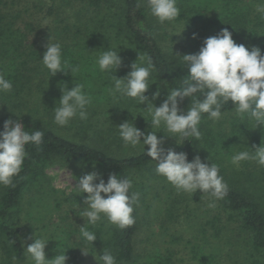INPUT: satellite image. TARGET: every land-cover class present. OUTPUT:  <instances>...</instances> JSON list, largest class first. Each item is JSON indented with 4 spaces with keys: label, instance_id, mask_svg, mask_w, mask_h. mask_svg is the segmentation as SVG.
Instances as JSON below:
<instances>
[{
    "label": "trees",
    "instance_id": "1",
    "mask_svg": "<svg viewBox=\"0 0 264 264\" xmlns=\"http://www.w3.org/2000/svg\"><path fill=\"white\" fill-rule=\"evenodd\" d=\"M43 1H47L50 5L46 11L47 16L56 15V10L61 7H72L71 11L79 7L70 13V16L64 18L67 22L61 27L62 29L54 30L55 36L61 37L62 42L69 39L72 42L62 46L63 60L66 61L68 68L81 65V62L74 58L91 55L90 59H92L93 54L99 55L101 51L111 49L106 42L113 39L117 44L114 48L118 50V54L131 59V63L136 60L139 65L145 66L146 60L142 61L140 57L146 56L152 59L155 67L150 75L151 85L145 93L146 96L151 89L159 88L158 85L163 87V90L161 88L160 90L165 95L173 88H179L182 79L187 78V65L182 56L198 53L204 39L217 35L222 29H228L232 33V39L236 44H243L249 50L253 46L259 47L264 55L263 16L257 12L258 18L255 19L262 21L252 20L250 15L254 10L253 6L244 4L240 0H217L219 9L216 10V15L208 19H204L202 15L204 6L194 4L191 0H177L180 16L175 21L182 22L183 33L176 46L172 45L167 51L163 48V42L166 41L163 28L165 22L160 23L151 14L147 0ZM256 3L262 4L264 0ZM17 18L11 12L3 11L0 1V74L12 83L10 92L0 93V131L3 130V122L12 119L21 122L29 133L42 131L44 138L39 147L32 144L26 146L28 155L24 159L20 174L13 178L15 187L0 186V264L27 262L26 250L17 222L23 211L22 203L26 195L40 194L43 191L47 179L46 170L49 167L57 164L78 166L98 170L107 175V179L109 174H116L120 179L128 178L132 181L129 195L133 192L140 193L139 185L134 181L135 176L140 175L145 178L147 175L145 178L147 180L162 177L157 175L156 162L147 157L146 152L124 156L119 150L112 151L113 145L121 147L125 144L118 129L114 131L110 129L107 132L95 130L93 138L90 139L86 135L92 127L88 123L89 119L81 120L77 117L69 123L72 127V124L77 122L78 131L72 135L79 139L75 140L61 133L67 128L54 123V107L59 106L62 85L71 89L75 77L73 74L69 75L70 70L50 76L47 68L43 70L37 66L38 60L42 59L43 55L39 56L38 52L27 55L24 46L27 36L17 26ZM193 33L196 34L195 39L192 38ZM116 77L120 78L119 75ZM109 78V76L102 77L100 71L93 67L87 75L86 82L79 78L75 79L76 83H82L84 91L91 95L92 103L89 106L95 105L93 109L100 110L102 101H108L110 106H114V110L108 112L113 119L116 118L117 112L125 114L126 117L133 116L131 111L139 104L135 99L119 93L111 94L110 89L114 81L110 82ZM35 90L41 93L38 103L32 101ZM191 106V97L185 98L180 104L181 110L185 112ZM235 110V105L229 101L221 108L222 116ZM205 120H211L206 113L202 114L199 125L201 132L199 140L189 137V141L165 149L172 148L176 152H184L189 161L197 155L202 161L204 154L206 163L217 165L219 175L224 179V170L216 160L215 149L218 147L216 135L212 128L205 127ZM179 142H181L180 136ZM227 185L229 189L227 196L215 202L229 217H237L241 231L248 235L253 251L264 262L263 194L259 198L231 184ZM144 195L142 194L138 204L134 205L132 215L135 223L132 226L119 229L102 216L95 225L86 226L89 231L95 233L97 239L91 244L82 238L84 242H80L78 246H83L86 242L90 244L89 249L95 251L100 245L97 254L100 256L103 251L111 252L116 264H170L166 257L146 254L140 256L135 252V237L145 221L142 215V207L146 205L143 200ZM206 199L212 200L209 194L201 193L199 190L191 195L193 203H200ZM66 202L70 203L71 200L67 198ZM63 251L67 256L66 264H81L74 256L76 252L72 247L61 243L57 252L59 254ZM98 262L103 264L100 260Z\"/></svg>",
    "mask_w": 264,
    "mask_h": 264
},
{
    "label": "rangeland",
    "instance_id": "2",
    "mask_svg": "<svg viewBox=\"0 0 264 264\" xmlns=\"http://www.w3.org/2000/svg\"><path fill=\"white\" fill-rule=\"evenodd\" d=\"M0 1L3 11L11 12L14 17H18L17 26L27 36L24 43L27 55L29 53L33 55L35 52H38L39 56L43 55L48 43H59L61 46L72 43L69 41L70 39L62 42L61 37L57 38L55 36L54 30L62 29L61 27L67 22L64 18L70 16V13L79 7H75L73 11L70 10L72 7H61L56 10L57 16H47L46 11L50 6L47 1ZM191 1L194 4L204 6V11H202L204 19L216 15V10L219 9L217 0H207L206 2L209 4L205 0ZM240 1L253 6L254 10L250 18L257 21L258 19H255L258 18L256 8L260 4L257 5L256 2L260 0ZM183 27L182 22L177 23L175 20L165 22L163 28L166 41L163 42V48L166 51L168 48H172V45L176 46L178 39L182 36ZM106 45L111 47V49H115L114 47L117 44L113 39H109ZM99 55L93 54L92 59H90L91 55L89 57L83 55L74 58L81 62V65H79V72L74 73L73 77L86 82L90 70L93 67L98 69L97 59ZM121 58L122 64L120 68L111 73V75H119L120 78H123L131 71L130 65L132 63L131 59L129 60L127 57L121 56ZM127 62L129 63L127 64ZM135 62L138 64V61ZM37 66L40 69H46L41 59L38 60ZM101 75L102 77L109 76L106 73H101ZM75 78H73V83H76ZM109 81L112 82L111 77ZM150 82L151 78H149ZM35 83L37 84V81ZM158 87L160 96L153 101L157 107L166 98L164 92L160 90V88L163 90V87L161 85H158ZM156 90L151 89L148 95L149 99H151L152 93ZM40 95L41 93L35 90L32 101L38 103ZM93 106L95 105L87 106L88 123L92 127L89 128V124L86 122L87 128H89L86 135L90 139L93 138L95 130L107 132L111 129V131H114L117 126L125 121L130 124L133 123L135 127L145 132V134L150 131H157L156 135L158 138L164 135H172L166 131L163 124L159 129L151 127V115L147 109V103L138 105L136 109L134 108L131 111L133 116L126 117L125 114L117 112L115 113L117 114L115 119H113L111 114H108V112L114 110V106H110L108 101H102L100 110L93 109ZM134 117L135 119H133ZM205 127L212 128L216 135L218 143V147L215 149L216 160L224 170V182L238 187L248 194H255L258 197L263 194L264 197V166H260L255 160L242 161L239 167L231 163V158L234 154L245 150L250 153L253 151L252 149H246L245 146L251 148L253 145H264V126L257 125L255 127V121L250 116L244 114L241 117L235 110L221 116L219 120H205ZM66 128L67 130L61 133L74 138L72 134L78 131L77 122L76 124L73 123L72 127L69 123ZM74 139L78 140L79 138ZM175 139L179 143L178 134L175 138L165 137L163 147L167 148L177 145ZM147 147V145L144 146L145 152ZM117 150L124 153L122 155L125 156L143 152V145H138L135 148L125 144L121 147L113 145L112 151L117 152ZM202 157V162L206 163L205 155L202 154ZM93 171L102 174L105 183L107 182V175L95 169L57 164L46 170L47 179L43 186V191L40 194H27L22 203L23 211L17 225L25 248L33 243L35 238H43L48 240L44 249L46 259H53L58 254V246L62 243L72 247L76 252L74 256L81 264H99L97 252L100 245L95 248V251L90 250V244L86 242L83 246H78L80 242H84L80 235V227L84 224L85 227L90 224L87 223L86 217H82L87 207L84 203L87 193L77 194L78 189L73 186L80 177ZM145 178L140 175L134 177V181L139 185V197L141 198L142 194H145L143 200L146 203L145 208L142 207V215L145 221L134 242L137 255H160L168 258L170 264L264 263L263 259L253 251L248 235L241 231L240 223L236 216L229 217L228 214L220 210L216 202L215 208H209L208 204L211 199L193 203L190 194L177 192L175 187L163 176L156 180H147ZM98 182L94 181V183ZM101 195L103 196L104 194L102 193ZM67 198L71 200L70 203L66 202ZM26 255L27 262L25 264H34L29 255L27 253Z\"/></svg>",
    "mask_w": 264,
    "mask_h": 264
},
{
    "label": "clouds",
    "instance_id": "3",
    "mask_svg": "<svg viewBox=\"0 0 264 264\" xmlns=\"http://www.w3.org/2000/svg\"><path fill=\"white\" fill-rule=\"evenodd\" d=\"M147 3L151 14L160 23L174 21L180 16L177 0H147ZM256 11L264 16V3L258 5ZM192 38H196L195 33ZM182 58L187 65V78L182 79L179 88L167 92L166 98L158 107L153 101L160 96L159 88L152 93L151 99L145 95L151 85L149 78L155 67L150 57H140L142 61L146 60L145 66L138 65L135 60L130 65L131 71L123 78L111 75L122 64L118 50L108 48L101 51L97 64L99 71L108 74L114 81L111 94L119 93L133 98L139 105L147 103L151 127L159 129L163 124L166 131L172 134L158 138L157 131L145 134L133 123L125 121L116 127L125 145L135 148L142 144L143 152L147 145L146 155L156 162L157 175L165 177L177 192L193 195L199 190L209 194L212 200L208 207L215 208V201L224 199L229 191L228 185L219 175V167L202 162L198 155L189 161L186 153L176 152L172 148L165 149L164 138H175L178 134L181 142L178 143L175 139L177 145L189 141V137L199 140L202 114L206 113L213 121L219 120L222 106L229 101L235 105L238 115L243 117L247 114L255 121V127L264 126V55L259 47L253 46L249 50L243 44H236L232 33L228 29H222L217 35L204 39L198 53L185 54ZM41 61L50 76L66 70H70L72 74L80 70L79 65L67 67L59 43H48ZM11 90L12 83L0 74V93ZM61 93L59 106L54 107V123L64 127L77 117L87 120V106L92 103V97L84 91V85L74 83L71 89L62 85ZM190 97L192 106L186 112L182 111L180 104ZM43 138L42 131L29 133L18 120L7 119L3 122V130L0 131V186L15 187L13 178L22 170L24 159L28 155L26 146L32 144L39 147ZM245 147L253 151L250 153L245 150L234 154L231 163L239 167L242 161L255 160L260 166H264V145ZM73 186L78 189L77 194L87 193L84 198L87 207L82 217L87 218L88 224L95 225L102 216L119 229L135 223L132 213L134 205L139 202L140 194L133 192L129 195L132 188L130 179H120L116 174H109L105 183L102 174L93 171L80 177ZM80 235L91 244L97 239L95 233L89 231L85 224L80 227ZM47 241L35 238L25 248L34 264H66L65 251L59 252L51 260L45 258ZM99 260L103 264H116L115 257L108 251H103Z\"/></svg>",
    "mask_w": 264,
    "mask_h": 264
}]
</instances>
